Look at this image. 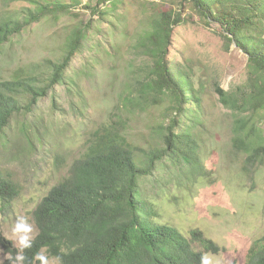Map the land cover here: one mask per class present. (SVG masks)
Wrapping results in <instances>:
<instances>
[{"label":"rangeland","instance_id":"rangeland-1","mask_svg":"<svg viewBox=\"0 0 264 264\" xmlns=\"http://www.w3.org/2000/svg\"><path fill=\"white\" fill-rule=\"evenodd\" d=\"M79 1L72 13L32 25L0 51L2 82L19 68L57 60L72 28L88 30L65 83L40 98L27 117L13 120L9 147L0 143V167L20 190L14 201H0L3 264H17L19 249L12 235L17 218H27L35 238L37 206L68 175L94 131L127 118L135 144L147 149L156 143L154 126L170 112L169 100L152 81L151 64L139 42L152 19L163 14L180 20L174 27L169 61L190 76L201 98L194 118L201 121L197 132L204 168L196 175L183 157L156 159L152 175L143 180V191L159 209L158 222L176 227L188 238L192 230H202L222 248L218 254H208L219 264H247L250 249L264 237V156L252 166L233 146L238 114L221 102L220 91L240 95L252 84L249 56L223 37L217 24H206L187 0H112L102 9L107 10L105 16L85 9L90 0ZM26 7L30 4L25 1L0 0V15ZM144 93L147 104L128 103ZM22 130L36 148L29 147ZM6 254L10 259L4 258Z\"/></svg>","mask_w":264,"mask_h":264},{"label":"trees","instance_id":"trees-1","mask_svg":"<svg viewBox=\"0 0 264 264\" xmlns=\"http://www.w3.org/2000/svg\"><path fill=\"white\" fill-rule=\"evenodd\" d=\"M7 1H25L30 7L0 15V51L32 25L70 14L81 4L79 0ZM110 1L92 4L90 0L85 9L94 16H105L107 10L102 9ZM187 1L206 24H217L220 34L249 56L252 84L240 95L221 90L220 100L238 114L233 146L246 154L247 164L256 165L264 156V0ZM179 22L166 14L154 17L139 42L151 64L152 81L169 100L166 111L170 112L154 126L156 143L147 149L135 144L126 127L127 118L94 131L68 175L37 206L38 234L32 246L23 250L24 264H35L36 253L45 248L50 257H61L62 264H200L202 255L222 251L200 229L192 230L188 238L176 227L158 222L159 209L143 191V180L152 175L156 159L183 157L193 173H203L197 132L201 121L194 118L202 107L201 98L190 76L169 61L174 27ZM87 33L85 27L72 28L57 60L19 68L0 82V143L9 147L13 120L27 117L40 98L65 83ZM128 101L140 107L147 104V95ZM27 143L36 148L28 135ZM19 194L18 183L0 167V201L10 203ZM247 264H264V237L250 249Z\"/></svg>","mask_w":264,"mask_h":264},{"label":"clouds","instance_id":"clouds-1","mask_svg":"<svg viewBox=\"0 0 264 264\" xmlns=\"http://www.w3.org/2000/svg\"><path fill=\"white\" fill-rule=\"evenodd\" d=\"M33 232V225L28 222L26 217L21 216L17 218V222L12 229V235L16 238L19 249L15 257L17 264H22V262L26 259L23 255V250L32 246L34 240ZM46 251L47 250L45 248L36 253L34 261L38 260L40 264H62L61 257L56 256L50 259L45 254ZM4 258L10 259V256L6 254ZM0 264H3V259H0ZM200 264H219V261L211 255L204 254L200 258Z\"/></svg>","mask_w":264,"mask_h":264}]
</instances>
